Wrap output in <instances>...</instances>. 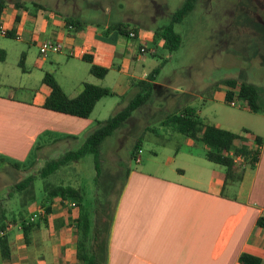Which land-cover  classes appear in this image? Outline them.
Masks as SVG:
<instances>
[{
  "label": "crops",
  "instance_id": "0c3cea01",
  "mask_svg": "<svg viewBox=\"0 0 264 264\" xmlns=\"http://www.w3.org/2000/svg\"><path fill=\"white\" fill-rule=\"evenodd\" d=\"M18 2L27 6L36 3L45 9L31 12L17 9L14 1L8 2L10 27L5 22L3 26L14 30L16 39L37 45L44 40L58 41L65 46L68 58L86 62L84 57H90L95 65L109 70L100 82L90 83L93 85L109 88L104 85L106 79L112 71L118 72L116 85L125 90L117 93L109 88L117 96L128 94L132 79L144 80L138 77L135 63L132 66L127 58L138 61L129 50L133 44L126 43L128 39L118 32L109 31L113 24L122 21L89 24L78 0H70L65 6H52L44 0ZM40 11L52 16L44 18V14L40 21L39 14H43ZM105 12L112 14L113 10L107 8ZM66 18L81 20L87 25L79 30L67 28ZM27 22L34 24L33 30L24 27ZM90 26L96 28L90 30ZM153 35L139 29L138 39L133 40L138 41L139 51L143 45L151 46ZM71 50L74 56L69 55ZM62 54H52L51 58L58 60ZM23 55L26 64L29 57L26 53ZM47 59H39L33 66L40 68ZM24 72L29 73L25 66ZM84 83L88 82L80 80L72 95L60 85L69 97L75 98L82 92ZM3 85L0 90L9 91L0 93V167L18 171L29 164L37 149L51 150L59 141L78 140L94 128L89 119L44 109L42 106L50 94L47 86L31 100L17 97L16 91L22 89L21 85ZM216 126L235 132L223 125ZM185 144L189 148L197 147L191 139L186 138ZM163 148L172 157L167 165L154 171L129 174L109 225L106 257L100 264H240L244 253L261 258L264 264V229L257 226L258 219L264 216V146L258 166L247 169L241 185L230 188L226 194L223 191L225 168L209 163L203 157L204 151ZM178 160L182 167L172 169ZM14 164L19 169L13 168ZM32 215L44 223L40 222L28 242L24 234L23 238L16 234V225L0 235L7 238L10 251L6 259L0 246V264H79L76 226L80 209L75 202L56 198L50 215L46 216L43 203L30 209L29 217ZM17 226L22 229L21 224Z\"/></svg>",
  "mask_w": 264,
  "mask_h": 264
},
{
  "label": "rangeland",
  "instance_id": "374dc122",
  "mask_svg": "<svg viewBox=\"0 0 264 264\" xmlns=\"http://www.w3.org/2000/svg\"><path fill=\"white\" fill-rule=\"evenodd\" d=\"M7 1L10 3L25 0ZM44 1L52 6H65L70 0ZM78 2H81L84 19L89 24L96 26L105 22L122 21L154 33L170 23L172 15L182 6L184 0ZM34 4L36 3H30L28 6L31 12L38 10ZM107 8L112 9L113 13H106ZM44 14H39L40 21L52 16V13ZM9 15L8 9L4 14V22L8 27ZM42 16L44 18H41ZM24 25L27 30L34 28L32 22ZM92 28L96 27L90 26V30ZM175 31L182 36L183 42L181 48L173 54L163 49L162 44L158 47L147 46L150 53L143 54L139 51L138 41H126L133 44L129 50L135 54L138 61L133 62L128 56L127 58L132 66L135 63L138 77L146 79L164 61L166 63L156 78L150 102L135 111L132 117L102 144L99 187L95 183L97 171L92 155H86L81 161L62 168L47 180L55 185L81 188L85 193V205L89 211L98 208L97 200L105 201L103 218L107 223L112 220L128 174L133 171H154L163 164L167 165L172 157L167 155L163 146L173 151L178 148L195 153L204 151L202 144L189 148L185 144L186 137L175 132L170 124L165 125L169 115L177 114L182 108L189 106L196 109L207 124L223 125L235 133H240L246 128L255 136L264 138V0H198L195 10L182 24L175 26ZM39 45L27 44L0 34V49L7 53L5 63H0L1 87H5L4 83L21 85L22 89L16 91L17 97L32 100L35 95L43 93L46 89L42 79L47 72L53 73L58 83L71 95L80 80L88 83L100 82L90 74L89 63L77 58H68L65 52L58 60H53L52 54L49 55L47 62L40 68H35L34 63L43 58ZM24 53L29 57L25 64L29 73H25L20 66ZM127 71L130 72V68H127ZM117 76L118 72L112 71L104 85L118 93L123 86L116 85ZM231 79L255 85L261 93L260 104L263 111L251 112L243 103L242 107L226 104L228 88L225 82ZM8 91L1 89L0 93L8 94ZM127 91L129 92L125 96L102 99L88 118L94 128L80 135L78 140H61L51 150L37 149L29 164L18 171L0 167V208L8 212L10 222L14 218L19 221L22 213L29 217L30 209L44 202L46 181L40 177V172L46 163L59 159L68 151L79 149L97 128L98 122H104L124 109L137 94V90L130 86ZM138 141H141L142 150L140 164L131 159L133 148ZM182 165L178 160L172 169ZM32 177L34 179L28 189H17L18 184ZM41 220L40 222L44 223ZM15 232L23 238V231L17 225Z\"/></svg>",
  "mask_w": 264,
  "mask_h": 264
},
{
  "label": "trees",
  "instance_id": "16d2710c",
  "mask_svg": "<svg viewBox=\"0 0 264 264\" xmlns=\"http://www.w3.org/2000/svg\"><path fill=\"white\" fill-rule=\"evenodd\" d=\"M197 2L198 0H184L182 6L172 15L170 23L154 32L151 46L158 47L160 43H163V49L169 53L173 54L178 51L182 46L183 40L182 36L175 31V26L182 24L186 20L189 14L195 10ZM7 5L8 2L6 0H0V28L4 24V14ZM14 5L17 9L30 10L22 2H16ZM34 6L38 7V9H45L44 6L39 4H34ZM65 21L67 28H74L76 30L84 28L87 25V23L81 20L72 18H66ZM109 31H116L127 39H130L132 32L137 35L134 40H137L139 37V28L126 23L113 24ZM5 37L17 38L14 30H9ZM146 53H150L147 47ZM151 55L156 56L154 54ZM6 57V51L0 49V62H5ZM84 61L91 65L90 74L92 76L104 79L108 75L109 70L95 65L90 57H84ZM165 63L164 61L159 68L152 71L147 79H132L131 87L137 90V94L130 103L108 120L98 122L97 128L87 137L85 143L79 149L68 151L59 159L47 162L40 172V177L46 181L44 187L46 197L43 202L46 216L52 213V204L56 198H61L62 200L70 199L80 209V217L76 226L78 232L77 258L79 264H100L105 260L106 234H108L110 225L103 218V209L106 203L105 201L97 200L99 203L98 208L89 211L85 205V193L81 188L64 186L63 184L55 185L47 180L62 168L81 161L86 155H92L97 171L95 183L99 187L102 144L113 136L132 117L135 111L142 109L150 102L155 90L156 78L161 73L163 64ZM20 66L24 70V55L22 56ZM42 82L50 90V94L46 97L42 106L44 109L80 119H88L102 99L117 96L109 88L84 83L82 92L77 97L71 98L58 83L54 74L49 72L45 73ZM225 85L228 88L225 96L226 104L231 105L233 101H238L247 105L251 112L258 113L263 111V107L260 104L261 93L255 85L232 79L226 81ZM166 124H170L175 132L187 139H191L196 144H202L205 148L203 157L208 162L225 168L223 185L225 194L230 188L239 187L244 180L247 169L256 168L260 162L264 138L258 135L255 136L249 129L244 128L240 133H235L213 124H207L201 118L198 111L189 106L182 108L177 114L169 115L166 118ZM140 148L141 141H138L131 154L132 160L136 158ZM12 167L19 169L17 164L12 165ZM33 179L32 177L24 180L17 185V189L21 191L26 190L30 187ZM33 216L26 217L22 213L19 221L14 218L10 222L8 220V212L0 208V235L1 233H5L10 225L21 224L25 240L28 242L30 235L40 227L39 220L32 221ZM257 226L264 229V216L258 219ZM7 242L6 237L0 238V246L4 250V257L6 259L10 257ZM239 262L240 264H262L261 258L249 253L242 254Z\"/></svg>",
  "mask_w": 264,
  "mask_h": 264
},
{
  "label": "built area",
  "instance_id": "2783aa9c",
  "mask_svg": "<svg viewBox=\"0 0 264 264\" xmlns=\"http://www.w3.org/2000/svg\"><path fill=\"white\" fill-rule=\"evenodd\" d=\"M4 25V24H3ZM9 30H6L4 28V26H2L0 28V34L3 35V36H6V34L8 33ZM137 37L136 33L132 32L130 34V39L134 40L135 38ZM66 51V48L65 46L61 43V42H58V41H53V40H44L40 45H39V52H40V55L43 57V58H47L49 55L51 54H61V53H64ZM141 53L145 54L146 53V45H143L141 47V50H140ZM69 55L70 56H74L75 55V52L74 51H69ZM231 106L233 107H242L243 104L242 103H239L238 101H233L231 103ZM142 153V150L140 149L135 160L138 164H140L142 161H141V156L140 154ZM36 219V215L33 216L32 218V221H35ZM3 233H1L2 235Z\"/></svg>",
  "mask_w": 264,
  "mask_h": 264
}]
</instances>
